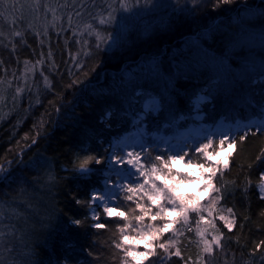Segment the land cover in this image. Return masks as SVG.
Returning <instances> with one entry per match:
<instances>
[{
  "label": "trees",
  "instance_id": "trees-1",
  "mask_svg": "<svg viewBox=\"0 0 264 264\" xmlns=\"http://www.w3.org/2000/svg\"><path fill=\"white\" fill-rule=\"evenodd\" d=\"M186 1L191 3L184 9L162 6L145 32L139 28L142 21H121L119 32L111 20L101 24L108 14L105 0H69L70 7L83 8L78 10L84 15L81 22L46 18L41 27L30 22L27 1L0 4V166L25 178L0 184L6 245L0 251L9 260L17 257L15 264H21L19 257L26 256L30 264H115L110 241L117 222L102 219L109 223L106 231L87 226L91 210L75 203L87 200V187L72 179L69 161L81 148L104 154L130 131L146 98L159 104L156 115L136 118L148 138L176 123L188 125L198 94L207 98L201 110L207 124L261 118L264 83L246 70L254 58L243 40L264 30L259 19L264 0ZM66 4L60 0L54 7L65 9ZM219 61L224 64L217 74L213 67ZM251 131L226 177L236 186L219 205L227 213L233 210L237 225L231 232L219 227L225 248L217 254L218 264H264V249L252 255L264 239V200L256 187L264 163H255L264 149V132ZM70 218L86 223L70 228ZM181 246L194 260L191 233ZM171 264L182 262L173 258Z\"/></svg>",
  "mask_w": 264,
  "mask_h": 264
},
{
  "label": "snow or ice",
  "instance_id": "snow-or-ice-1",
  "mask_svg": "<svg viewBox=\"0 0 264 264\" xmlns=\"http://www.w3.org/2000/svg\"><path fill=\"white\" fill-rule=\"evenodd\" d=\"M4 2L0 0V4ZM229 2L222 0L225 4ZM118 3L121 10L129 11L127 0H118ZM44 8L45 12H53L55 20V8L47 4ZM110 19L111 14L101 18L100 23H108ZM259 19L264 24V10ZM69 21L71 23V16ZM13 34L22 35L21 32ZM19 91L17 89V93ZM253 128L256 130L251 131V135L264 132V120L245 124L244 134H239L238 138L222 132L218 134V140L205 137L204 142L185 144L176 150L169 148L167 153L156 151L153 154L144 144L110 145L102 155L81 148L75 161H69V164L72 179L87 187L88 198L86 201L76 199L75 203H86L92 211L91 223L87 225L92 229L108 230L109 223L102 219L117 222L110 241L115 264H171L173 258L182 264H218L217 254L225 248V236L215 221H222L229 232L237 225L232 209H228L225 216L217 214L218 207L236 186V181L226 177L233 166L234 153L239 151ZM24 163L25 167L29 164ZM255 163H264V149L256 156ZM178 164L183 167L177 168ZM24 179L0 166V184ZM190 185H195L194 191H189ZM256 187L260 199L264 200V170L260 172ZM85 223L86 220L79 218L68 220L70 228H79ZM193 232L197 237L194 260L191 255L185 256L181 246L187 234ZM3 241V229H0V249L6 247ZM192 243L188 240L189 245ZM261 249H264V239L254 245L252 255ZM13 252L15 247L9 248L8 256L11 257ZM87 255L93 254L88 250ZM16 259L9 260L0 251V264H15ZM19 259L21 264H30L26 256Z\"/></svg>",
  "mask_w": 264,
  "mask_h": 264
},
{
  "label": "rangeland",
  "instance_id": "rangeland-1",
  "mask_svg": "<svg viewBox=\"0 0 264 264\" xmlns=\"http://www.w3.org/2000/svg\"><path fill=\"white\" fill-rule=\"evenodd\" d=\"M27 3L28 8H30L31 11V19L30 22L33 24L37 23L39 26H44L46 23V18H51L54 23H58L59 20H65L67 23H70L69 17L70 15L74 16L72 17L75 21H79V18L81 19L84 15H77L78 10L83 9L82 7H79V5H75L73 7H70L69 0H64V3L66 4V8L61 7L59 10H57V7L55 6V2H59L60 0H25ZM127 3L129 5V11L125 12L120 9V5L118 3V0H113V3L110 0V3L107 4V0L104 2V11L107 12V17L109 14H112L113 24H115V28L117 31L123 27V24H121V21H129L133 20L132 22H139L142 21V26L139 28L140 31H147L149 26L152 25L153 19L157 17L158 13L157 11L164 5L172 6L178 5L179 7L186 8L187 5L191 3V1H184V0H127ZM49 5L50 8H55V17L54 20V14L51 10H48L45 12V5ZM73 5V4H72ZM19 8L20 6L17 5ZM39 8L37 11L36 9ZM114 12V13H113ZM28 13L27 10H25V14ZM76 14V15H74ZM136 14V16H135ZM144 16V17H142ZM141 18V19H139ZM144 18V19H142ZM81 22V21H79ZM120 22V23H119ZM139 31V32H140ZM119 32V31H118ZM243 41L246 43V49L250 51V57L254 58L253 63L254 65H248L247 66V72L250 75H258V80L261 83H264V30H258L256 32H252L251 35L247 36ZM219 65H216L213 67V70L215 73H221L222 72V66L223 62L219 61ZM247 65V64H246ZM218 66V67H217ZM222 68V69H221ZM239 75V73H238ZM252 75V76H253ZM257 79V78H256ZM255 80V79H254ZM207 101V98L201 94H198L195 99L192 101L193 111H192V117L191 121L186 126H180L173 125V127H169L167 133H158L155 135H152L150 138L146 135L144 129L140 124L137 122V117L143 118L147 117L148 115H156L159 110V104L158 101L155 98L148 97L142 102L141 110L135 112L134 115V124L130 127V131H127L126 133H123L118 139L114 140L112 142V145H125V144H136L137 146L144 144L147 148H155L157 151L165 150L164 152L167 153L169 148H173L174 150L179 149L180 147H184L185 144H196L197 142H204L205 137L213 138L215 137L218 140V134L222 132H228L232 135H236L239 133L244 134V125L248 124L250 122H242V121H227L225 119H219L215 124H207L204 122L203 115L201 113L202 105L205 104ZM209 102V101H208ZM260 119H254L251 120V122H259L261 120H264V103L260 107ZM136 120V121H135ZM256 130L255 128H253ZM187 150V149H185ZM224 153H221L223 155ZM177 168H182V165H177ZM195 185L189 186V191H194ZM258 191V189H257ZM259 194V192H258ZM218 215L223 214L225 216L228 215L226 211H224L220 206L218 207ZM92 215V211H91ZM216 227L219 229V227H224L223 222L219 221L218 219L215 221ZM193 226L194 220H193ZM193 235L194 242L196 241L197 237L195 235V232L191 233ZM196 245V244H195Z\"/></svg>",
  "mask_w": 264,
  "mask_h": 264
}]
</instances>
